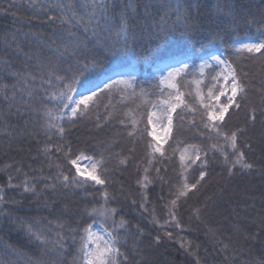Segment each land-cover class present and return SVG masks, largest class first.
Here are the masks:
<instances>
[{"label": "snow or ice", "instance_id": "obj_1", "mask_svg": "<svg viewBox=\"0 0 264 264\" xmlns=\"http://www.w3.org/2000/svg\"><path fill=\"white\" fill-rule=\"evenodd\" d=\"M14 7L13 0L0 8V15L16 16ZM28 7L33 9L27 17L29 28L35 20L51 31L45 37L39 31L21 34L18 28L11 33V40L4 41L0 76L10 77L12 82L0 80V108H6L8 117L23 123H10L0 112V136L9 138V150H27L26 155L31 154L34 144L49 172L45 174L41 167L38 176L29 178L24 173L26 178L20 184H14L9 174L8 187L22 188L36 198L38 205L42 199L45 209L50 207L48 192L53 196L78 194L91 188L101 198L77 216L57 217L59 231L48 229L55 238L31 222L20 225L30 243L52 254L53 264H64L70 254V264H153L152 251L164 245L166 239H173L170 228L190 230L179 213L209 184L214 162L221 164L215 180L219 192L191 207L190 220L204 222L211 213L223 215L227 208L222 209V205L232 203L228 192L235 179L257 174L264 182V163L257 167L248 158L250 152H259L264 159V132L259 140L251 135L257 124L264 129V38L253 37L252 42L223 47L230 22L236 20L231 3L216 6L224 21L206 29L208 43L194 40L205 29L199 22V5L186 0H29ZM261 16L264 22V8ZM21 39L27 41L28 51H24ZM20 57L24 58L22 67L16 68L13 59ZM241 58L260 61L259 72H249L238 62ZM117 94L134 101L147 97L137 109L139 119L131 111L123 118L117 115L110 119L106 115L102 126L97 117L94 127L100 132L113 119L123 125L118 130L119 138L106 134L94 145L74 142L73 127L91 120L104 99H114ZM104 107L110 114V106ZM241 112L245 113L243 124L230 127L229 121ZM124 131L130 142L143 144V159L151 166L141 173L140 163H136L139 189L145 190L157 181L168 188L163 223L155 209L148 212V197L141 191L143 199L138 210L141 215L151 216L155 232L131 224L122 209L114 205L124 196L122 187L118 192L109 191L115 171H126L136 161L135 148L127 153L116 150ZM188 133L198 142L177 140L178 135ZM13 140L22 142L13 149ZM172 141L177 144L173 157L179 151V172L175 179H166L153 162L172 159L164 148V144L172 148ZM23 162L24 158L20 166L7 167L21 174ZM151 168H155V176ZM260 199V214L251 221L257 230H246L242 241L236 243L264 245V192ZM6 202L5 190L0 187V205ZM131 203L137 205L134 197ZM248 207L254 208L255 204ZM204 236L213 252L224 260L231 252L235 260L231 232L225 238L221 230L209 229ZM146 237L147 246L141 247ZM179 243L180 250L195 264H209L199 255V243L194 245L183 238ZM256 264H264V259Z\"/></svg>", "mask_w": 264, "mask_h": 264}, {"label": "trees", "instance_id": "obj_2", "mask_svg": "<svg viewBox=\"0 0 264 264\" xmlns=\"http://www.w3.org/2000/svg\"><path fill=\"white\" fill-rule=\"evenodd\" d=\"M13 0H0V8H5ZM15 7L12 9L13 12L17 13L16 16L0 15V52L4 51L5 39L11 40V33L16 32L20 29L21 34L24 32H41L45 37L51 31L46 27H41L38 21L33 20L32 28H29L27 23V17L33 14V9L28 7L29 0H14ZM188 4L199 5L198 18L201 25L204 26L205 31L203 33H197L194 40L198 42L208 43L205 40L207 35L206 29L211 26L215 27V23L224 21V18L219 15L216 6L224 5L225 3H231L234 6L236 13V20L231 23V27L227 30L224 39L227 40V44L223 47L232 48L233 43L236 40L252 39L253 37L262 36L264 32V22H262L261 9L264 8V0H186ZM196 14L194 10V15ZM174 18V17H173ZM16 21L13 23V21ZM254 21L253 23H249ZM21 24L23 27L21 28ZM18 38L20 36L18 35ZM24 51H28L27 41L21 39ZM7 58V57H5ZM23 57L19 59H13V63L16 68L22 67ZM243 67H246L249 72L257 73L260 70V61H252L245 58H241L240 61ZM0 80L5 83H11L12 80L7 76H0ZM255 94H253V97ZM144 99L133 100L131 97H121L116 95L115 98L106 97L103 104L100 105L99 109L92 114L91 120L77 123L72 129V139L74 142L83 145L85 142H91L93 145L96 144L98 139H103L105 135H116L119 138L118 130L124 126L120 125L116 120H111L104 128L103 132L94 127L97 117L101 125H105L104 117L106 115L111 117L119 115L123 118L124 114L131 111L137 119H139L138 108H142ZM105 105H109L111 112H105ZM127 105V107H125ZM0 112L5 114V119L10 123L22 124V120H18L16 117H8L6 115L7 109L0 108ZM245 113L241 112L239 116H233L232 120L229 121L230 127L236 125H242L244 121ZM146 122V119H145ZM143 127V125H140ZM130 127V125H129ZM100 132L99 136L96 133ZM264 129L260 128L257 124L256 128L251 132L254 140H259L261 133ZM123 139H121L116 150H123L125 153L129 149L135 148L136 161L127 168L126 171H115L113 175V183L111 184L109 191L118 192L121 187L124 191V196H120L114 205L122 209L123 214L130 221L131 224H139L142 227L151 228L153 232L156 231L154 226L150 223L151 216L147 213L141 215L138 210V205L142 202L141 191L147 195V207L148 212H152L155 209L156 215L160 218L161 223L166 218L162 212L163 205L167 202L168 188L167 186L161 185L159 181L155 184H149L145 190H140L136 183V163H140V172L143 173L145 167H151L147 161L143 159L144 151L143 144L140 142H130L127 137V132L122 133ZM7 136H0V187H3L6 193V200L9 202L0 205V261L4 264H53L52 254L44 253L40 247L35 243H30L27 235L22 231L20 225L23 223H29L41 227L49 235L48 229L52 228L54 231H59L56 228L57 217H66V215L77 216L85 207H91L94 201L100 200L99 193H96L94 189H88L87 192L80 191L78 194L75 192H68L64 194H58L53 196L51 192H48L49 205L50 207L45 209L43 207V201L38 205L36 198L31 194L23 192L22 188H9L8 187V175L13 176V183L20 184L26 177L24 173H28L29 178L31 176H38L39 169L43 167L45 174L49 172V169L42 156H38L35 145L31 149V154L26 155V152H16L9 150L7 147L8 143ZM43 140L44 138L41 137ZM191 140L192 142H198V140H192V134L178 135L177 140ZM22 141L13 140V149L17 143ZM172 148H168L167 144H164V148L168 149V157L162 158L161 162L153 163L156 167L161 170V175L166 179H175L179 172V151H176L173 157V151L176 150L177 144L172 141ZM158 155V154H157ZM24 158L23 172L17 174L14 169L7 167L10 164H16L20 166V160ZM250 160H254L257 167L264 163V159L260 158L259 152L249 153ZM55 160V157H53ZM31 165V167H29ZM195 167V166H193ZM213 168L209 184L201 190V193L193 197L184 208L181 209L179 215L181 216L183 223L186 228L190 230L181 231L176 229L174 226L169 230L173 232L174 236L172 240H165V244L155 249L151 253V260L153 264H195L192 257L187 256L180 250V239L193 241V244L199 243L201 245L199 255L206 258L209 264H256L258 259H264V245L256 243L249 247L248 244L236 243V241H242V234L246 230L256 231V226L251 221L254 218H258L261 205V192H264V182H262L259 175L254 174L252 177L244 179H235L228 192V198L231 199V204H223V208H227V211L223 215H217L211 213L204 217V222H196L189 219L190 208L194 207L197 203L201 202L208 196H214L219 192L218 185L215 183L217 173L221 169L219 162L213 163ZM35 170V171H34ZM151 173L155 176V168H151ZM198 175V172L196 173ZM164 199L161 200V196ZM127 197V199H126ZM135 198L137 205L133 206L131 199ZM254 197L255 199H251ZM55 203H52V200ZM11 201H15L14 203ZM255 204L254 208H249L248 205ZM54 209V210H53ZM235 209V211H233ZM78 218V217H77ZM49 221H52L49 224ZM209 229H219L225 234V238L228 233L231 232L233 241L231 242L232 247L236 249L235 260L232 259V253L229 252V259L224 260L222 255L212 251L211 245L205 240L204 233ZM238 229V230H237ZM70 243V241H69ZM147 246V237L145 238V244L141 247ZM128 247H133L132 240H129ZM205 247L208 248V252H205ZM75 252V249H72ZM139 258V257H137ZM72 255H68L64 258V264H70Z\"/></svg>", "mask_w": 264, "mask_h": 264}, {"label": "rangeland", "instance_id": "obj_3", "mask_svg": "<svg viewBox=\"0 0 264 264\" xmlns=\"http://www.w3.org/2000/svg\"><path fill=\"white\" fill-rule=\"evenodd\" d=\"M239 42H252V39L236 40V41L233 43V46H232V47L238 45Z\"/></svg>", "mask_w": 264, "mask_h": 264}]
</instances>
